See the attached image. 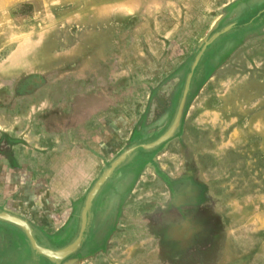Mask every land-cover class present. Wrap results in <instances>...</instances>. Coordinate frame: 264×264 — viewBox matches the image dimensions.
<instances>
[{"label":"rangeland","instance_id":"374dc122","mask_svg":"<svg viewBox=\"0 0 264 264\" xmlns=\"http://www.w3.org/2000/svg\"><path fill=\"white\" fill-rule=\"evenodd\" d=\"M130 148L65 264H264V0H0V210L62 249ZM48 261L0 219V264Z\"/></svg>","mask_w":264,"mask_h":264},{"label":"water","instance_id":"95a60500","mask_svg":"<svg viewBox=\"0 0 264 264\" xmlns=\"http://www.w3.org/2000/svg\"><path fill=\"white\" fill-rule=\"evenodd\" d=\"M226 29L227 28L222 29L221 32H224ZM218 34H219V32L214 34L212 36V38L206 42V44L209 43ZM200 54L201 53H199L198 56L196 57L195 63L197 62ZM190 76H191V74L188 77V82H189ZM187 89H188V83H187L185 91H187ZM184 102H185V96L183 97V99H182V101L180 103L179 110H178V113L176 115V118H175L172 126L169 128V130L164 135H162L158 140H156V141H154V142H152L150 144H147V145H142L143 147L148 148V147L155 146V145L159 144L160 142H162L163 140H165L166 138H168L174 132V130L176 129V127L179 124L180 117H181L182 110H183V106H184ZM132 149L133 148L127 149L119 157H117L111 163L110 167L107 168L103 172V174L99 177V179L96 181L95 185L93 186V188L89 192V194L87 196V199H86V202H85V207H84L83 212H82V224H81L80 234L77 237V239L72 244H70L69 246H67V247H65L63 249L57 250V251H53V250H50V249H47V248H43V247L39 246L36 243V241L34 240L32 234H31L30 226L25 220H23L22 218H19L18 216H15V215H12V214H10L8 212H5V211H0V219L6 220L8 222H11V223L19 226L20 228H22L26 232L27 236L29 237L33 249L36 250V252H38L39 254H42V255L48 256V257H56V258H62L64 256H66L70 252L76 250L81 244V241H82V238H83V234H84V231H85V228H86L87 210H88V207H89L92 199L94 198L95 194L99 190L100 186L104 183V181L111 174V172L114 170V168L125 159L126 155L128 153H130V151Z\"/></svg>","mask_w":264,"mask_h":264},{"label":"flooded vegetation","instance_id":"af4514ba","mask_svg":"<svg viewBox=\"0 0 264 264\" xmlns=\"http://www.w3.org/2000/svg\"><path fill=\"white\" fill-rule=\"evenodd\" d=\"M232 26V25H231ZM231 26H227V27H225V28H230ZM224 29V28H223ZM218 33V32H217ZM216 34V33H215ZM205 44H206V42H205ZM208 45V44H207ZM206 45V46H207ZM206 46L205 45H203L202 46V48H201V50L199 51V53H201V54H203V52L205 51V48H206ZM203 51V52H202ZM198 56V55H197ZM200 57V56H199ZM199 59V58H198ZM196 61V60H195ZM195 61H194V64H193V67L196 65V63H195ZM198 61V60H197ZM191 78V77H190ZM189 81H190V79H189ZM40 84H42V81H41V79L39 78V79H37L36 81H34L33 83H31L30 85H29V87H36V86H38V85H40ZM188 88H189V83H188ZM187 91H188V89H187ZM184 105H185V102H184ZM184 107V106H183ZM0 211H3V210H0ZM5 212H8V211H5ZM8 213H10V212H8ZM10 214H12V213H10ZM12 215H15V214H12ZM15 216H17V215H15ZM19 217V216H18ZM20 218V217H19ZM24 220V219H23ZM26 221V220H25ZM87 222V221H86ZM28 223V222H27ZM29 224V223H28ZM29 226H30V230H31V234H32V236H33V227H32V225L31 224H29ZM87 227V226H86ZM85 230H86V228H85ZM84 233H85V231H84ZM83 236H84V234H83ZM34 238V237H33ZM34 240L36 241V239L34 238ZM82 240H83V238H82ZM75 241V240H74ZM36 243H37V241H36ZM73 243V242H72ZM72 243H70V244H72ZM38 244V243H37ZM70 244H68L67 246H69ZM39 245V244H38ZM40 246V245H39ZM66 246V247H67ZM81 246H82V241H81V244H80V246L78 247L79 249L81 248ZM42 247V246H41ZM33 248V247H32ZM44 248V247H43ZM65 248V247H64ZM76 249V250H74V251H72L73 253L74 252H76L77 250H79V249ZM115 248H120V247H118V245H116V246H113L112 248H111V250H114ZM48 249V248H47ZM63 249V248H62ZM149 249H152V247L151 248H149ZM149 249H144L145 251H140V253L141 254H143V253H147V252H151V250H149ZM34 250V249H33ZM52 250V249H51ZM60 250V249H59ZM138 250H141V249H138ZM137 250V251H138ZM53 251H57V250H53ZM136 251V252H137ZM155 251V250H154ZM34 252L37 254V255H39V253L38 252H36V250H34ZM72 252H70L71 254H72ZM136 252L134 253V254H130V255H132V256H124V257H117L119 260H120V262L116 259V257H113L112 258V256L110 257V255L108 254V257H110V260H107V264H134V262L136 261V259L138 258L137 256H136ZM69 253V254H70ZM124 253V250H121V252H119V254H123ZM117 253L115 252V255H116ZM148 254V253H147ZM42 255V254H41ZM68 255V254H67ZM66 255V256H67ZM44 256V255H43ZM66 256H64V257H62V258H56V257H48V256H45L49 261H51L53 264H65V262L63 261V260H67L66 258ZM66 257V258H65ZM64 258V259H63ZM130 258H133V259H130ZM63 259V260H62ZM61 260V261H60ZM47 261V260H46ZM47 262V263H49V264H52V263H50V262ZM42 263V262H41Z\"/></svg>","mask_w":264,"mask_h":264}]
</instances>
